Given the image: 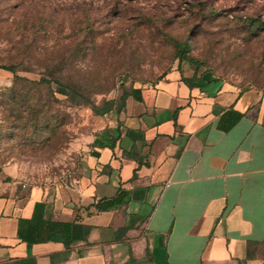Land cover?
Returning <instances> with one entry per match:
<instances>
[{"label":"crops","instance_id":"obj_1","mask_svg":"<svg viewBox=\"0 0 264 264\" xmlns=\"http://www.w3.org/2000/svg\"><path fill=\"white\" fill-rule=\"evenodd\" d=\"M192 75L134 86L110 131L99 114L71 184L0 163V264H264V93ZM44 220L72 222L69 243L30 241Z\"/></svg>","mask_w":264,"mask_h":264},{"label":"rangeland","instance_id":"obj_2","mask_svg":"<svg viewBox=\"0 0 264 264\" xmlns=\"http://www.w3.org/2000/svg\"><path fill=\"white\" fill-rule=\"evenodd\" d=\"M0 65L16 69L0 67V163L30 184H71L99 132L94 105L125 90L179 66L264 93V0H0ZM52 76L86 98L40 81Z\"/></svg>","mask_w":264,"mask_h":264},{"label":"trees","instance_id":"obj_3","mask_svg":"<svg viewBox=\"0 0 264 264\" xmlns=\"http://www.w3.org/2000/svg\"><path fill=\"white\" fill-rule=\"evenodd\" d=\"M249 20L253 21L254 19L249 18ZM257 26L258 25L253 24V27H257ZM176 47L178 50L179 61L186 59L187 58L186 57L187 51H188V43L176 41ZM190 60L193 61L192 58H190ZM0 67H3L5 69H8V70H11L14 72L16 71L15 66L0 65ZM178 68H179V66H178ZM192 72H193L192 76H183V80L186 81L187 83H189L190 85H193L195 83V81L204 74V73H199L196 69L193 70ZM50 80H53L56 82L59 92L66 94L73 99H77L78 101L81 97L84 99L86 98L85 96H83L84 93L81 91V88L77 84H75V83L72 84L70 82H66L59 76H52L50 78L42 77L40 79V81H50ZM140 91H141V89L138 87H132V89L130 91L125 90L120 97L121 98V104H117L116 101L113 99H107L101 105H94V111L97 114H105V113L111 111L112 109H116L117 111H121L123 109V107L125 106V102H126V99L128 98V96L133 95L136 99H142V95L139 94ZM87 100H90V99L87 98ZM97 205L100 206L101 208L102 207L108 208L113 204L102 205L101 202L99 201V203H97ZM43 223L45 224V226H53L54 228L53 227H52L53 229L50 228V230H47L46 233L42 234L41 237H39V238L30 236L29 237L30 241L36 242L38 239L48 240L51 238V236L54 232H62L64 235L65 242L69 243V241L72 238V224H73L72 222H65V221H58V220H49V221L44 220ZM17 263H21V262H17Z\"/></svg>","mask_w":264,"mask_h":264}]
</instances>
